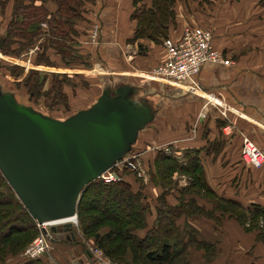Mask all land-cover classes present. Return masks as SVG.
<instances>
[{"label": "trees", "instance_id": "1", "mask_svg": "<svg viewBox=\"0 0 264 264\" xmlns=\"http://www.w3.org/2000/svg\"><path fill=\"white\" fill-rule=\"evenodd\" d=\"M97 1L0 0L2 9L0 13L11 12L6 32H0L3 33L0 40H4L1 50L8 56L13 54L19 58L23 51L36 48V41L44 38L45 41L38 47L42 53L38 54L36 65H49L47 59L53 55L57 59L61 58L69 68H84L89 65L91 59L86 58L90 56L87 53L82 54V45L79 42L81 33L88 35L93 23L90 21L88 28L80 32L77 29V21L86 19L88 22L86 17L91 12L89 6L94 8ZM147 1L151 3L150 6H147L148 3L145 4ZM177 3L178 0H134L132 19L135 22V31L128 40V44H136L141 55L149 48L144 42L163 44L165 39L170 38V29L177 26ZM15 43L20 46V51L16 48L12 50L11 45ZM97 54L99 55V52ZM222 54L229 59L226 53L222 52ZM78 62H80L78 67H73ZM17 71H20L18 76L22 75L21 67L18 65L12 67L13 75ZM46 80L45 74L42 77L37 70H32L28 74L25 85L30 90L31 97L35 98L42 94ZM107 83L89 107L102 95L105 86L114 85L112 82ZM53 84L59 97L58 91L61 93L63 82L55 77ZM132 84L136 83L132 82ZM3 90L15 94L19 103L27 105L19 100L15 92L4 87ZM139 149L137 147L138 153L144 150ZM208 149L202 151L208 153L210 152ZM146 150L145 153L152 152L149 146ZM202 151L197 148L178 147L174 142L158 146L157 150L153 151L158 153L154 161L155 174L151 177L153 191L151 188L147 187V189L142 183L136 188L137 185L134 182L126 180L110 184L101 180L92 182L82 192L77 207L82 233L88 238L94 237L98 248L116 263L124 262L128 254H132L135 264H189L188 250L193 246L205 251V258L209 261L216 255L214 245L203 241L199 232L188 224L183 228L178 226V221L183 217L194 216H206L217 220L215 215L217 212L223 218L227 216L235 219L246 232L256 233V240L264 245V207L259 204L245 207L235 200L218 197L207 182ZM179 174L188 176L189 183L175 190L177 185L175 177ZM171 197H176L174 204L169 202ZM197 198H204L211 202L213 210L206 211L200 207L197 204ZM89 199H92V203ZM153 204H155L156 218L152 229H149ZM112 207L118 211L117 214L109 212ZM104 227L109 231L103 233L101 229ZM146 229H148L146 235L140 237L139 232ZM37 233L36 221L0 171V263L3 264L10 258H15L14 264H47L43 258L31 260L18 256L31 244ZM77 238L76 233L66 229L59 232L57 236L58 240L68 242L78 241ZM77 243L84 247L80 240ZM139 259L141 262L137 263Z\"/></svg>", "mask_w": 264, "mask_h": 264}, {"label": "crops", "instance_id": "2", "mask_svg": "<svg viewBox=\"0 0 264 264\" xmlns=\"http://www.w3.org/2000/svg\"><path fill=\"white\" fill-rule=\"evenodd\" d=\"M133 1L98 0L95 13L86 17L92 21V27L88 35L81 33L80 43L82 54L87 53L94 60L99 58L98 65L103 70L106 69L104 73H110L111 69L112 72H119L120 76L131 77L140 72L139 77L145 79V73L162 64L165 51L163 47L160 50L159 46L144 42L150 49L141 55L136 44H128L135 31V22L132 19ZM224 3L227 4V0H224ZM198 4L196 0H178L177 26L172 28L171 38L179 39L187 26L210 29L216 48L226 53L231 64L224 66L208 63L203 66L197 76V81L202 87L197 94L206 100V110L201 112L206 113L205 118L198 116L197 124L195 115L194 119L189 117L191 122H184L185 126L179 128L180 134H177L176 138L172 136L163 139L160 136V141L165 144L174 142L178 147L197 148L201 151L209 148L210 152L202 151L201 155L204 157L207 182L214 193L218 197L235 200L245 207L252 204L264 207V168L252 167L240 155L246 140L253 142L264 154V3L259 0L250 3L246 0H241L240 3L231 0L226 9L227 13L223 12L226 5L219 3L218 6H213V15L208 20L210 26L207 27L206 20L196 18V11L200 8ZM232 10H236L238 14L230 13ZM204 11L209 12L207 8ZM190 18H194L190 21L198 23L190 22L185 26L184 21ZM96 24L100 32L97 41L92 42ZM149 83L144 80L139 86L146 88L149 97L162 103V113L170 105L157 97V91ZM161 85L178 92L181 90ZM191 97L182 101L184 103L177 108H185L186 111L189 99H193ZM170 131H167L165 137ZM154 191L156 193V189ZM169 202L174 204L176 197L169 198ZM197 204L206 211L213 210V204L204 198H197ZM154 205L149 218V229L156 218ZM215 215L217 220L194 216L183 217L178 221V226L183 228L188 224L199 232L203 241L213 244L216 248L214 259L207 261L205 251L190 247L189 264H264V245L256 240V233L246 232L235 219L227 216L223 218L217 212ZM147 231L148 229L140 231L138 235L144 237ZM77 240L68 242L59 239L53 242L49 261L46 263L100 264L89 249L77 243L79 237ZM9 264H12V261Z\"/></svg>", "mask_w": 264, "mask_h": 264}, {"label": "water", "instance_id": "3", "mask_svg": "<svg viewBox=\"0 0 264 264\" xmlns=\"http://www.w3.org/2000/svg\"><path fill=\"white\" fill-rule=\"evenodd\" d=\"M146 92L109 84L91 107L58 120L0 85V171L37 224L61 222L54 233L73 229L85 188L132 153L164 108Z\"/></svg>", "mask_w": 264, "mask_h": 264}, {"label": "rangeland", "instance_id": "4", "mask_svg": "<svg viewBox=\"0 0 264 264\" xmlns=\"http://www.w3.org/2000/svg\"><path fill=\"white\" fill-rule=\"evenodd\" d=\"M200 1H198L199 3L198 6L201 9L198 8V11H196L197 12L196 18L201 21L206 20L207 23L205 25L207 27V26H210L208 25V20L213 15V10H214L213 6H218L219 3H221L223 6L226 5L223 9V12L227 13L226 9L229 7L228 3L231 0H227V4L224 3V0H200ZM246 1L247 3H250L252 1L254 2L255 0H246ZM259 1L261 3L262 2L264 3V0H259ZM237 2L240 3L241 0H237ZM147 3H148L147 6L151 5L150 2L147 1L145 4ZM89 8H91V12L88 14L91 16V14L95 13V8H97V6L95 5L94 8L92 6H89ZM206 8L209 11L208 13L204 11ZM236 10H232L230 13H234L237 15L238 12H236ZM0 11H2L1 7H0ZM230 13L228 12L229 15ZM8 14L9 13L7 14L0 13V32L5 33L8 28V25L10 22V18ZM225 17L227 19V22H229L227 15ZM192 19L194 18L186 19L184 21L185 26L190 22L191 23L197 22V21H190ZM89 25H90L89 20L88 22H86V19H80L77 21V29L80 32H82L83 29L88 28ZM171 31H172V28L170 29V33H169L170 37L172 35ZM3 33H0V37L3 35ZM44 41H45L44 38H41L39 41H36L37 42L36 48L23 51L22 54H20L21 56L19 58L16 57L17 55L13 56V54H10L8 56L4 54L2 50H0V84H2V86L5 89L15 92L18 95L19 100H21L23 103H27V105L29 104L30 106H33L39 112L46 114L48 116H52L56 119L63 120L69 117L70 115L74 114L76 111L89 107L90 104L93 103L94 98L100 95L101 88L107 82L108 83L112 82L115 85V83L117 82L123 83V82L130 81L131 83L136 82L139 85L143 83L144 80H146L142 77L141 78L139 77L140 72L139 73L136 72V75H131V77L129 75L120 76L118 75L119 72L118 73H116L115 71L112 72V70L109 68L110 73H107V72L104 73L103 71H106V69L104 68L103 70L98 65L99 58L94 60L90 56L86 57L88 58V60L89 59L91 60L89 62V65H86L84 68L78 67L80 62L76 63V65H73V67L77 66L78 68L76 69L69 68L64 63V61H62L61 58L57 59L53 55H50L51 58L48 57L47 59L49 62V65H44V64L36 65L35 62L38 59L37 56L38 54L42 53V50H39L38 47L40 43L42 44V42ZM79 44L81 45L80 42ZM151 44L155 45L154 43H151ZM156 46L157 47L159 46L158 49H160L161 47H163V44H159ZM11 48L12 50L16 48L20 51V46H18L17 43L12 44ZM148 49L144 50V53H147ZM16 65L22 68L23 72H22V75L20 76H18V74H20V71H17L15 75H13L11 72L12 67ZM32 70L39 71L42 74V77H44V74H45V77L47 78L46 80L47 83L42 88V94L40 96H35V98L31 97L30 90L25 85V78L28 76V74ZM55 77L59 80H62L63 82L61 93L60 91H58L59 97L56 94L57 91L54 88V84H53ZM146 81H149V80H146ZM149 82H150L149 85L153 86V88L157 91V97L160 100L167 102L170 106L164 109L161 115H159L158 118L152 124L148 125L144 129V131L141 132L140 137H139L140 138L139 142L136 145L134 151L130 153V155L125 156L124 159L118 163V166H116L115 171L116 173L118 171L119 180H126V181L134 182L137 185L136 188L141 186V183H142L143 186H145L146 188L147 187L151 188L153 191V186H151V179H152L151 177L153 174H155L154 161L158 155L157 152H153V151H155V149L157 150L158 146H162L165 144L164 141L163 142L160 141V136L163 139L172 137V136H175L174 138H176L177 134H180L179 128L185 126L184 122L186 120H187V123H190L191 121L189 117L194 119L193 117L194 115H195V123L197 122L198 124L199 123L198 116H203V114L206 116V113H201L202 111L206 110V108H204L206 100L202 96H199L198 94L189 93L183 89L179 90L178 92L176 89L175 90L169 89V88L163 87L161 84H157L152 81H149ZM180 92H182L183 94ZM191 96H194V97H191ZM190 97L193 98L194 100L189 99V105L186 106V111H185V108L183 110H180L177 108L178 106L182 105V103H184L182 101H185L187 100V98H190ZM178 101L179 102L181 101V102L176 103ZM199 110L201 111L199 112ZM168 130H171L170 131L171 133L168 134L167 137H165ZM148 146L152 148V152L145 153L147 151L146 147ZM137 147L140 148L139 150L143 148L144 149L143 152L138 153ZM130 163H131V166H129ZM98 180L103 181L101 178H99ZM175 181H177V185L175 189L177 190V188L188 185L189 178L186 175L179 174V176L175 177ZM115 182H119V181L117 180ZM149 195L152 196L150 193ZM91 200L92 199H89V202L92 203ZM109 212L117 214L118 211H116L115 207H112L109 209ZM72 223L74 225H73V229L71 230V232L77 234L81 243L84 245L86 249H89L90 252H93L92 254H95L96 257L97 255H101L104 261H106V263L104 264H135V262L133 261L132 254H128L126 260L124 259L125 261L123 260L124 262L122 263L121 262L116 263L112 261L111 259L108 258L106 254H104V252L100 248H98L97 242L96 240H94L95 239L94 237L88 238L82 233L79 219H77V221H73ZM37 227H38V224H37ZM152 227L150 229H152ZM58 229L61 231L63 228L62 226H60L58 227ZM37 230H38V233L35 239L40 234L39 228H37ZM254 230L256 231V229H253V231ZM101 231L103 233H106L109 231V229L104 227L101 229ZM50 232L51 233L53 232L52 229H50ZM57 236H59V231L55 232L53 236H51L52 238H51L50 247H52L53 242H56L58 240ZM35 239L31 242V244L35 241ZM31 244H29V246ZM25 250L19 253L18 256L19 255L22 256ZM50 253L51 251L49 249V251L42 257L45 260L44 262L49 261ZM94 259L96 260L95 256H94ZM11 261H12V264L16 262L15 259H11L10 261H6L3 264H9V262ZM96 262L103 264L101 262H98L97 260ZM139 262H141L140 259L138 260L137 263Z\"/></svg>", "mask_w": 264, "mask_h": 264}, {"label": "built area", "instance_id": "5", "mask_svg": "<svg viewBox=\"0 0 264 264\" xmlns=\"http://www.w3.org/2000/svg\"><path fill=\"white\" fill-rule=\"evenodd\" d=\"M99 26L94 25L92 42H96L99 35ZM165 58L162 64L145 74V79L161 83L174 88L183 89L189 93H195L202 88L197 76L204 65L208 63L229 66L231 60L227 59L214 44V35L210 29L202 26H187L179 39L168 38L163 42ZM202 118H205L203 114ZM242 159L256 169L264 168V154L251 141L246 140L241 149ZM118 166V164L116 165ZM116 166L101 176V179L110 184L119 181L115 171ZM131 166V163L129 164ZM135 168V167H134ZM62 224V223H61ZM60 224H38L40 234L35 241L23 252L22 257L36 260L42 258L51 249L50 232L52 227ZM93 253V252H92ZM98 262L106 263L101 255L93 254Z\"/></svg>", "mask_w": 264, "mask_h": 264}, {"label": "bare ground", "instance_id": "6", "mask_svg": "<svg viewBox=\"0 0 264 264\" xmlns=\"http://www.w3.org/2000/svg\"><path fill=\"white\" fill-rule=\"evenodd\" d=\"M56 224H61V222H58V223H56Z\"/></svg>", "mask_w": 264, "mask_h": 264}]
</instances>
